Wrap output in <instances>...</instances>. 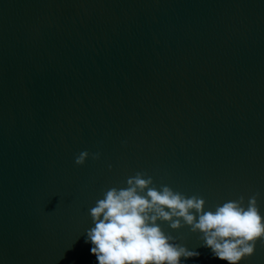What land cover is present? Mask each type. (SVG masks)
Masks as SVG:
<instances>
[{
    "label": "water",
    "instance_id": "water-1",
    "mask_svg": "<svg viewBox=\"0 0 264 264\" xmlns=\"http://www.w3.org/2000/svg\"><path fill=\"white\" fill-rule=\"evenodd\" d=\"M137 172L264 217V0H0V264H97L89 209ZM179 219L182 264H228Z\"/></svg>",
    "mask_w": 264,
    "mask_h": 264
},
{
    "label": "clouds",
    "instance_id": "clouds-1",
    "mask_svg": "<svg viewBox=\"0 0 264 264\" xmlns=\"http://www.w3.org/2000/svg\"><path fill=\"white\" fill-rule=\"evenodd\" d=\"M91 155L98 159L100 154ZM88 156L87 150L81 151L74 163L83 165ZM152 183L151 176L145 178V173L137 172L127 179V187L109 188L89 209L94 227L87 231L86 242L91 241L90 252L97 264H182V258L199 255L171 243L173 238L156 223L161 219L178 228L179 218H183L193 231L203 234L213 256L228 264H239L245 256H251L256 240L264 237V217L257 205L259 193L250 196L246 206L244 196H240L205 212L203 197H187L167 185L157 190L150 187Z\"/></svg>",
    "mask_w": 264,
    "mask_h": 264
}]
</instances>
